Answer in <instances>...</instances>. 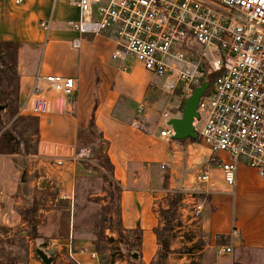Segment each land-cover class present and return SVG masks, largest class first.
Wrapping results in <instances>:
<instances>
[{"label": "crops", "instance_id": "crops-1", "mask_svg": "<svg viewBox=\"0 0 264 264\" xmlns=\"http://www.w3.org/2000/svg\"><path fill=\"white\" fill-rule=\"evenodd\" d=\"M77 17L70 0H0V43L19 47L17 102L36 122L38 172L68 185L75 164L70 157L81 148L80 132L88 133L102 145L100 155L120 187L119 233L140 239L141 261H154L161 249L155 231L165 221L153 208L174 193L179 218L167 233L165 264H264V177L240 164L228 185L207 146L160 136L169 119L180 117L182 99L139 64L122 71L111 60L112 32L78 34L66 25ZM50 74L73 78L72 94L44 91L43 106H25L36 76ZM165 112H171L167 120ZM60 158L63 164L56 166ZM201 169L208 172L205 183L196 180ZM192 203L202 205L197 218L191 217ZM218 246L232 253L218 258Z\"/></svg>", "mask_w": 264, "mask_h": 264}, {"label": "built area", "instance_id": "built-area-1", "mask_svg": "<svg viewBox=\"0 0 264 264\" xmlns=\"http://www.w3.org/2000/svg\"><path fill=\"white\" fill-rule=\"evenodd\" d=\"M70 1L78 17L66 22L67 27L81 35L110 30L115 45L111 60L119 62L122 71L130 63L139 64L168 81V92L182 102L213 75L192 123L198 142L209 148L226 184L234 183L240 164L264 177V0ZM41 26L47 29L48 24ZM72 44L78 47V40ZM74 88L73 78L37 75L25 106L29 102L43 106L44 91L68 97ZM162 117L169 119L171 112ZM159 134L170 138L172 131L168 126ZM91 156L90 148L81 147L70 160L85 162ZM62 164L61 158L55 161L56 166ZM196 180L207 182V170H199ZM192 205L191 217L197 218L202 205ZM71 239L64 248L69 259L79 264ZM49 247L60 253L55 240ZM214 253L223 258L232 250L218 246Z\"/></svg>", "mask_w": 264, "mask_h": 264}, {"label": "rangeland", "instance_id": "rangeland-1", "mask_svg": "<svg viewBox=\"0 0 264 264\" xmlns=\"http://www.w3.org/2000/svg\"><path fill=\"white\" fill-rule=\"evenodd\" d=\"M18 52L19 47L14 51L0 44V264H42L36 249L53 264L58 255V264H76L64 248L69 237L79 264H158L159 252L154 261L143 262L134 235L119 234L120 187L106 163L102 167L96 161L103 149L95 138L80 132L79 146L90 148L92 156L74 164L68 185L61 187L55 175L48 179L38 172L36 122L17 102ZM173 198L168 193L153 208L161 221ZM53 240L59 254L49 247ZM84 249L87 253L81 254Z\"/></svg>", "mask_w": 264, "mask_h": 264}, {"label": "water", "instance_id": "water-1", "mask_svg": "<svg viewBox=\"0 0 264 264\" xmlns=\"http://www.w3.org/2000/svg\"><path fill=\"white\" fill-rule=\"evenodd\" d=\"M207 86L208 81H204L200 86L195 87L191 95L183 100L180 117L168 120L167 125L171 128L172 139L181 141L188 138H197L192 123L198 117L196 112L197 104L205 93ZM36 253L43 264H52V258L47 257L40 249H36Z\"/></svg>", "mask_w": 264, "mask_h": 264}, {"label": "trees", "instance_id": "trees-1", "mask_svg": "<svg viewBox=\"0 0 264 264\" xmlns=\"http://www.w3.org/2000/svg\"><path fill=\"white\" fill-rule=\"evenodd\" d=\"M0 44L9 45V46H11L13 48L14 51L17 48L16 44H11V43H0ZM212 78H213V75H209L207 79L210 82ZM90 129H92V124H90ZM188 139L191 140L192 142H198L197 138L196 139L188 138ZM95 159L98 162V164L100 166H102V167H103V164L105 165V163H106L107 171L110 173L111 167H110L109 163L106 160L102 159V157L100 155L97 156ZM178 205H179V196L175 195L174 198L172 199V201L170 202L167 210L165 211L164 226L162 227V229L160 231H155V234L157 235L159 244L161 246V249H160L158 257H157V263L158 264H162L163 260L166 258L167 254L169 252V248H168V234L167 233L171 230V223L173 221L172 220V214H173V212L176 211ZM26 214H27V212L24 213L23 215L26 216ZM135 242L137 243V246L140 245V239L138 237H135ZM52 264H53V262H52Z\"/></svg>", "mask_w": 264, "mask_h": 264}]
</instances>
